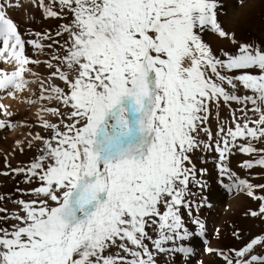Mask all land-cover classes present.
<instances>
[{
	"label": "snow or ice",
	"instance_id": "snow-or-ice-1",
	"mask_svg": "<svg viewBox=\"0 0 264 264\" xmlns=\"http://www.w3.org/2000/svg\"><path fill=\"white\" fill-rule=\"evenodd\" d=\"M221 8L0 0V99L36 109L35 121H14L0 103V130H28L0 176L29 186L0 194V264H187L196 245L210 264H264V228L204 240L211 178L264 224V183L234 171H264V33L237 39ZM24 9L55 23L22 32L13 16ZM206 33L229 48L214 50ZM26 148L35 154L12 167Z\"/></svg>",
	"mask_w": 264,
	"mask_h": 264
},
{
	"label": "rangeland",
	"instance_id": "rangeland-1",
	"mask_svg": "<svg viewBox=\"0 0 264 264\" xmlns=\"http://www.w3.org/2000/svg\"><path fill=\"white\" fill-rule=\"evenodd\" d=\"M223 8L219 10V21L226 30H234L236 32V38L239 40H256L259 41L261 34L264 33V0H221ZM14 20L19 24L22 32L32 30H43L52 26L55 22H45L41 20L39 12H35L31 9L21 10L19 14L13 16ZM206 42L210 43L214 50L218 47L229 48L227 42H221L215 38L211 33H206L204 36ZM3 95V94H0ZM0 103H3L10 107V110L16 113L13 117L14 121H35L34 113L31 109H28L25 103V109L20 108L22 102L14 101L10 98L0 99ZM18 105L20 106H17ZM21 103V104H19ZM227 115V109H222V116ZM2 118V117H0ZM51 119V117H48ZM213 124V129H214ZM33 132L39 131L37 127L31 129ZM27 129L17 128L12 131L0 130V171L6 170L3 167L2 157L12 152L15 148L14 141L16 139H24L27 135ZM35 149L28 150L26 148L24 154L16 153L15 155H9V161L12 167L22 166L27 163L30 158L35 154ZM245 157L237 155L234 157V161L243 160ZM201 165L197 162V167ZM211 167V163L205 165ZM241 178H247L254 184L264 183V171L259 168L253 170L249 175L245 171L234 167ZM254 177V178H253ZM215 178H211L209 183L211 188L204 194L209 197L211 208H206L201 212V218L205 220L208 231L206 232L204 240H206L212 246H218L217 242L221 241L223 244H231V232L234 228L240 229L247 238L249 232H259L261 228H264V224H261L258 220L247 218L244 216L245 209L249 206V200L246 196L228 191L214 182ZM22 177L0 176V194L5 196H11L17 198L18 193L15 192L16 187L28 188V185L23 184ZM194 191H196L194 189ZM264 194V193H257ZM199 199V195L195 197ZM12 211L14 205L10 202L2 205ZM255 207V204H252ZM217 212V218L213 217V212ZM203 243V241H201ZM211 258L207 253L201 250L200 245H196L193 255L188 259L187 264H210ZM169 264H175V260L169 261Z\"/></svg>",
	"mask_w": 264,
	"mask_h": 264
},
{
	"label": "bare ground",
	"instance_id": "bare-ground-1",
	"mask_svg": "<svg viewBox=\"0 0 264 264\" xmlns=\"http://www.w3.org/2000/svg\"><path fill=\"white\" fill-rule=\"evenodd\" d=\"M19 104H21V103H19ZM17 106H20V105H18V103H17ZM25 104H23V102H22V104H21V106H20V108H24L25 109ZM28 108V107H27ZM32 111H36V109L35 108H32ZM217 212L215 211V212H213V217L214 218H217Z\"/></svg>",
	"mask_w": 264,
	"mask_h": 264
}]
</instances>
